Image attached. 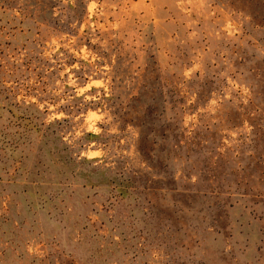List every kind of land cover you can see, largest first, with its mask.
Returning a JSON list of instances; mask_svg holds the SVG:
<instances>
[{
  "label": "rangeland",
  "instance_id": "1",
  "mask_svg": "<svg viewBox=\"0 0 264 264\" xmlns=\"http://www.w3.org/2000/svg\"><path fill=\"white\" fill-rule=\"evenodd\" d=\"M0 264H264V0H0Z\"/></svg>",
  "mask_w": 264,
  "mask_h": 264
}]
</instances>
